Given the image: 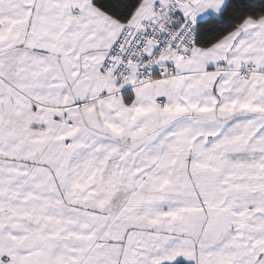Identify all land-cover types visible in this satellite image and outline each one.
Segmentation results:
<instances>
[{"label":"snow or ice","instance_id":"6c2138e0","mask_svg":"<svg viewBox=\"0 0 264 264\" xmlns=\"http://www.w3.org/2000/svg\"><path fill=\"white\" fill-rule=\"evenodd\" d=\"M0 264H264V0H0Z\"/></svg>","mask_w":264,"mask_h":264}]
</instances>
